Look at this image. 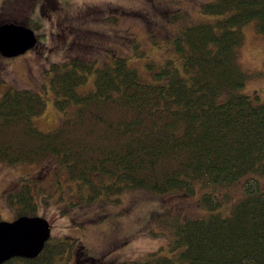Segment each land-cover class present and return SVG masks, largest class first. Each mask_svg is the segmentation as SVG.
I'll use <instances>...</instances> for the list:
<instances>
[{
    "label": "trees",
    "instance_id": "1",
    "mask_svg": "<svg viewBox=\"0 0 264 264\" xmlns=\"http://www.w3.org/2000/svg\"><path fill=\"white\" fill-rule=\"evenodd\" d=\"M200 10L203 18L170 38L176 58L150 62L149 76L122 57L100 66L79 58L51 64L55 105L72 115L53 131L32 123L45 108L38 93L9 86L0 96V162L53 159L86 189L87 203L134 188L198 195L204 213L164 221L170 255L160 247L118 264H264V104L241 91L254 74L238 59L243 25L254 21L264 36V0H207ZM91 72L95 88L78 92ZM34 183L22 179L7 195L16 218L37 216ZM76 246L50 235L37 255L2 264H56Z\"/></svg>",
    "mask_w": 264,
    "mask_h": 264
},
{
    "label": "rangeland",
    "instance_id": "2",
    "mask_svg": "<svg viewBox=\"0 0 264 264\" xmlns=\"http://www.w3.org/2000/svg\"><path fill=\"white\" fill-rule=\"evenodd\" d=\"M205 1L15 0L17 16L10 22H21L33 30L37 43L16 57L0 55V96L9 86L38 93L45 99V108L32 117V123L41 131H53L72 115L70 108L63 111L55 105L49 80L51 64L79 58L100 66L122 57L142 77L149 76L147 64L176 58L170 38L182 23L204 17L200 5ZM254 24L251 21L241 27L239 63L254 74L241 91L259 96L264 104V36L256 32ZM175 65L181 66L179 62ZM95 76V72L89 73L77 91H92ZM55 171L59 169L53 159L29 165L0 162V220L16 218L7 195L17 191L22 179H32L37 216L49 223L50 235L76 239L72 257L64 255L56 264H118L140 260L160 247L162 254L170 255L171 229L164 221L204 213L196 193L155 195L138 188L109 197L101 195L87 203L82 199L86 189H79L64 171L58 176ZM260 181L264 189V178ZM242 184L243 180L231 185L229 194L237 196Z\"/></svg>",
    "mask_w": 264,
    "mask_h": 264
},
{
    "label": "water",
    "instance_id": "3",
    "mask_svg": "<svg viewBox=\"0 0 264 264\" xmlns=\"http://www.w3.org/2000/svg\"><path fill=\"white\" fill-rule=\"evenodd\" d=\"M33 30L23 24H0V55L16 57L35 47ZM50 237L49 223L39 216H20L12 221L0 220V264L12 257L37 255Z\"/></svg>",
    "mask_w": 264,
    "mask_h": 264
},
{
    "label": "flooded vegetation",
    "instance_id": "4",
    "mask_svg": "<svg viewBox=\"0 0 264 264\" xmlns=\"http://www.w3.org/2000/svg\"><path fill=\"white\" fill-rule=\"evenodd\" d=\"M16 15L15 0H0V23L10 22Z\"/></svg>",
    "mask_w": 264,
    "mask_h": 264
}]
</instances>
